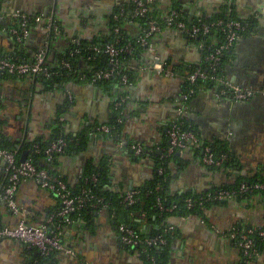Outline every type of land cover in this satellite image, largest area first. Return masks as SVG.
Segmentation results:
<instances>
[{"label":"crops","instance_id":"0c3cea01","mask_svg":"<svg viewBox=\"0 0 264 264\" xmlns=\"http://www.w3.org/2000/svg\"><path fill=\"white\" fill-rule=\"evenodd\" d=\"M131 0H0V54L30 62L45 51V62L57 66L71 45L93 40L107 42L113 34L112 16ZM158 9H174L187 21L212 18L224 10L245 21L249 28L241 35L223 63L226 75L235 85L253 89L256 95L247 102L217 100L215 90L202 84L191 98L184 117L203 143L224 145L230 163L210 168L201 153L191 147L177 151L169 159L166 195L175 201L186 195L201 196L221 187H233L254 176H264V0H158ZM14 12L51 18L57 33L48 39L45 21L30 27L22 43L5 31L15 25ZM127 36L139 34L137 24L125 25ZM154 56L173 68L170 77L159 76L149 67ZM203 43L190 40L171 28L156 34L150 48H144L131 63L132 83L121 118L118 141L96 127L110 124L116 117V90L80 80L63 86L43 80L0 74V134L21 159L32 143H49L57 129L74 139V148L57 155L52 162L39 165L63 178L76 190L90 167L105 169V189L117 197L142 189L159 173L154 156H161L169 125L178 116V102L189 70L203 61ZM82 72L86 60L78 59ZM86 70V71H85ZM81 72V73H82ZM79 73V75L81 74ZM80 135H86L81 141ZM82 142V145L80 146ZM132 143L147 151L141 157L130 149ZM80 146V147H79ZM155 153V154H154ZM24 160V161H25ZM7 183L0 161V193ZM17 202L29 215L30 225L49 227V218L59 208L55 195L34 181H22ZM194 214L148 215L142 208L130 214L135 227L151 234L163 225L172 228L166 261L163 264H242L237 243L227 235L233 227L264 228V200L258 194L199 208ZM18 218L0 201V223L15 226ZM116 221L106 209L94 211L89 221L79 219L62 227V243L75 257L55 253L45 264H146L139 251L119 240ZM42 258L33 247L19 241L0 239V264H36ZM253 264H264V252Z\"/></svg>","mask_w":264,"mask_h":264},{"label":"built area","instance_id":"2783aa9c","mask_svg":"<svg viewBox=\"0 0 264 264\" xmlns=\"http://www.w3.org/2000/svg\"><path fill=\"white\" fill-rule=\"evenodd\" d=\"M156 0H131L134 8L130 14H126L124 9H118L112 16L113 33L119 34L120 28L118 21L126 20V25H133L137 19L146 18L145 29L140 28L141 34L137 39V46L141 48H150L151 39L164 28H171L179 33L186 35L190 40L196 41L199 38L208 37L211 34L220 33L222 39L216 42V45H203L204 56L202 63L195 69H191L184 79V83L193 85L198 81H207L215 87V96L217 100L232 99L237 102H247L256 95L253 89H243L230 81L224 69L220 68V62L224 54L232 49L238 39L248 30L249 25L244 22L229 19H217L211 22H201L187 24L181 18L180 13L174 9H170L161 22L150 16L152 6ZM12 20L17 23L13 24L5 31L10 35L16 43H22L28 36L29 29L32 25L45 21L47 24L48 39H51L56 33L57 28L51 18L44 19L40 15L32 16L21 12L11 14ZM3 17L0 15V23ZM116 42L110 43L102 50L109 57L110 68L105 70H88L82 72L80 80L89 83H97L103 80L116 79L126 88L130 85L128 75L120 74V65L118 56L125 53L131 57L134 56L136 48L131 44H127L124 48H115ZM90 51L99 52L96 47H92ZM78 53V51H76ZM208 53V54H206ZM45 51L38 52L34 59L30 62H21L13 60L9 57L0 56V73H7L17 78L51 79L57 75L48 69L45 62ZM203 64L207 70L204 71ZM61 65L70 70L71 66L67 62ZM159 76L170 77L174 74L173 68L167 63L161 62L158 56H154L152 65L149 67ZM188 87L183 88L182 94L178 102V116L171 122L168 128L167 138L168 147L165 150L164 158H168L177 151H181L187 147H191L201 153L202 163L210 168H222L224 164L230 160V153L223 154L217 158L212 149L204 144L195 132L187 130L183 131L179 119L184 117L188 110L189 97L195 92ZM128 95L117 97L114 101V110L120 114L123 106L126 104ZM122 113V112H121ZM120 121V120H119ZM96 131L108 133L109 128L106 126L96 127ZM74 142V139L71 140ZM67 141L59 139L52 142L47 148L41 150L38 146H32L29 149L28 157L25 161L17 160L16 152L0 148V161L4 164L7 175V183L0 193V201L18 218L15 226L2 225L0 223V239H10L19 241L25 245L35 248L41 255H49L53 253H62L71 257H75V252L67 248L62 243V225L71 223V215L88 207L92 210L106 209L107 205L104 199L97 197L87 188H82L77 194L70 189L66 182L58 175L51 173L45 167L35 164L34 155L40 152L45 155V160L50 162L55 155L63 154L67 148ZM137 157H141L145 153L142 145L136 143L130 148ZM163 154V153H162ZM229 155V156H228ZM159 174H163V169L159 168ZM34 181L40 188L47 190L55 195L59 202V208L49 218V227L33 226L28 224V211L21 207L17 202V190L22 181ZM92 183H96L97 179L92 177ZM158 189V188H157ZM258 194L264 200V181L254 183L243 182L237 187L222 188L209 191L208 193L188 198L185 200L187 209L194 207H203L211 203H221L224 201L245 198ZM141 197L139 190H131L124 196L123 202L128 205H134ZM157 208L163 213L172 214L177 210V205L173 204L165 208L160 202ZM58 220V223L55 221ZM172 231V228L167 229ZM120 242L129 248L138 249L144 257L146 264H158L151 250L167 246L168 242L165 233L155 236H146L138 233L132 228L124 225L118 226ZM231 240L235 241L242 253V264H253L260 256V252L255 245L256 240L264 241V230L261 228H243L233 227L227 235Z\"/></svg>","mask_w":264,"mask_h":264},{"label":"trees","instance_id":"16d2710c","mask_svg":"<svg viewBox=\"0 0 264 264\" xmlns=\"http://www.w3.org/2000/svg\"><path fill=\"white\" fill-rule=\"evenodd\" d=\"M133 8H134V5L131 2L127 6L122 7V9H124L126 14H130L132 12ZM165 15H166V13H162L159 11L158 0H156L154 5L152 6V11L150 13V16L155 18L158 22H161V17H164ZM181 19L187 24L196 23L198 20H200L201 22L207 23V22H211V21H214L217 19L237 20V21H240L242 23L245 22V21H242V20L238 19L237 17H235L233 11H228V10H224V12H222V13H220V14L212 17V18H197L191 22L185 20L183 17ZM146 22H147L146 18H140L134 22V24L138 25L139 34L136 37L131 38V37L127 36V33L125 31L126 20L120 19L118 21V26L120 28V32H119V34L113 33L110 41L103 42V41L93 40L92 42H81L78 44L71 45L68 52L64 56L58 58L56 67H51V65L46 64L48 69L51 70L52 72H56L57 75L53 76L51 79H36V80H43L45 83H47L48 85H51V86H53V85H57V86L65 85L67 82H69L73 79H76V76H79V73L82 72L80 67L78 66V62H77L78 59H80L81 57H83L86 60L87 64L89 65L87 70L95 71V70L109 69L110 68L109 57L106 54H104L102 52V50L108 44L116 42L115 48H117V49L124 48L127 44H131L132 46H134L136 48L133 57H131L125 53H122L118 56V61H119V65H120V74L128 75L129 83L131 84L133 77H132V71L129 69V67L131 66V63L133 61L137 60L139 54L143 50V48L137 46V39L141 34L140 28L145 29ZM15 24L17 25V23H15ZM221 39H222L221 34L217 33V34H211L205 38H199L196 41L202 42L203 45L206 47L211 45L214 48V44L216 45V42L221 40ZM92 47H96L100 51L99 52L90 51V49ZM233 48L230 49L229 51H227L224 54V56L222 57L221 62H220V68L221 69H224L223 63L228 59L229 52L232 51ZM76 51H78V53H76ZM206 54H208V53H206ZM0 56L1 57H7V56H4L2 54H0ZM11 59L19 61L18 59L13 58V57ZM63 61L70 64V66H71L70 70L64 68L61 65V63ZM197 67H195V68H197ZM195 68H193V69H195ZM203 69H204V71L207 70L205 64H203ZM0 74H3L5 76H10V77H15V76L9 75L7 73H0ZM96 84L108 87L111 90H113V89L116 90L117 96L115 98V101H116L117 97L122 96V95H126L127 94V92H126L127 88H129V86H130L129 85L126 88L125 86L121 85L118 80H116L114 78L109 79V80L99 81ZM202 84L210 85L209 83H207V81H198L197 83H195L193 85H188V83H184V88L186 90V88L188 87V89H192L196 93L198 87ZM210 86L212 88H214V90H215V87L213 85H210ZM194 94L189 97V103H190L191 98L194 96ZM189 103H188V105H189ZM123 108H124V106H123ZM123 108L121 110L122 113H123ZM121 112H120V114L118 112H116V117L113 119V121L110 124L106 125V127L109 128V132L106 133V136H108L113 141H118L120 139V136H121L122 126H123L122 123L120 122L121 118L123 117V114ZM179 122L181 124L183 131L190 130V131H193L196 133V131L193 129L192 125L190 124L189 120L186 119V117L180 118ZM60 131L61 130H59V129H57L55 131V136L53 137V139L49 143L43 144L40 142L39 143L36 142V143H32L31 147L32 146H38L41 150H43V149L47 148L52 142H55L59 139H63L65 141H67V143H68L67 148L65 149L64 153L71 151L74 148L73 143L71 142V140L73 138L71 136H65ZM196 135H197V133H196ZM80 137H81V141H84V140H86L87 136L86 135H80ZM198 138H199V136H198ZM134 144H136V143H132V145H134ZM204 144H206V143H204ZM81 145H82V142H81L80 146ZM206 145H208L212 149V152L214 153V155L217 158L221 157V155H223V154H228V150L225 148L224 145H220V144H206ZM167 147H168V138H167L166 142L164 143V145L162 146L163 154L161 156H154L155 160L159 164V168L163 169V174L158 173L155 180L152 183H150L149 185H147L146 187H144L142 189H136V190H139L141 192V197L134 205L128 206L123 202L125 195L121 196V197H117L115 195H112L109 191H107L105 189V183H106L105 172L106 171L104 170L105 168L103 166H101L99 169H96L94 167H90L88 169L87 173L85 174V176L83 177V180H82L80 186L76 190H74V192L77 194L78 192H80V190L82 188H87L91 191V193L93 195H95L97 197H101L102 199H104V202L107 205L106 210L109 211V214L112 216V218L117 223L116 224L117 230H118L119 225H124L127 228H132L135 231H137L138 233H140L142 235H146V236H155V235L166 232L165 237H166L167 242L169 244V241L171 239L172 232H173V231H167V229L170 228L169 226L163 225L160 229L152 232L151 234H143L142 232H140L135 227V225L133 224V221L130 218V214H135L137 212L138 208L140 207L148 215L156 214V215H159L160 220H164L168 215H171V213L168 214V213H163V212L159 211V209L157 208L158 202H160L165 208H167L173 204H176L177 210L174 211L172 214H176L179 216H186L189 214H194L197 210H200L199 208H201V207H194L192 209H187L185 206V200L188 198H195V197H197L196 195H186V196H183V197H181L175 201H171L168 199V196L166 195V189H167V185L169 182L167 163L173 155H171L168 158H164L165 150ZM0 148L5 149V150L14 151L13 148H11V146L5 141V139L2 137L1 134H0ZM146 151L147 150L145 149V152ZM56 156L57 155H55L53 157V159ZM16 157H17V160L20 161V157L18 155H16ZM45 158H46L45 155L40 152L39 154L34 155V162H35V164L39 165V160H41V159L44 160ZM52 160L50 162H52ZM230 160L227 161L224 165L229 164ZM92 177L97 179L96 183H92L90 181V179ZM257 181H264V176H262V177L254 176L253 178H251L245 182L246 183H254ZM241 183H243V181L239 182L236 186H233V187H237ZM222 188H231V187L225 186V187L216 188V189H222ZM216 189H214V190H216ZM248 197H250V196H248ZM211 204H215V203H211ZM211 204H208V205H211ZM208 205H205V206H208ZM94 211H98V210H92V209L86 207V208L80 210L79 212L72 214L70 216L71 221H75V220L77 221L79 219H85V220L89 221L93 218ZM55 222L58 223V220ZM61 227H63V225ZM236 227L238 229L254 228V227H249V226H236ZM261 229L264 230V228H261ZM168 244L165 247H160L159 249L154 248L151 250V252L155 256L158 264L165 263L167 252H168ZM255 245L258 248L260 253L264 252V241H260L257 239L255 242ZM134 250L139 251L138 249H134ZM54 254L55 253L49 254V255H41L40 254V257L42 259L39 260L36 264H45L42 262V260L49 259ZM142 258L144 259L143 256H142ZM144 261H145V259H144Z\"/></svg>","mask_w":264,"mask_h":264},{"label":"water","instance_id":"95a60500","mask_svg":"<svg viewBox=\"0 0 264 264\" xmlns=\"http://www.w3.org/2000/svg\"><path fill=\"white\" fill-rule=\"evenodd\" d=\"M26 155H27L26 152H24V153L22 154V157H21V159H20L21 162H23V161L25 160ZM224 202H225V201H224Z\"/></svg>","mask_w":264,"mask_h":264}]
</instances>
